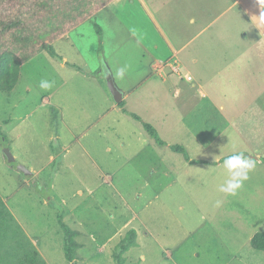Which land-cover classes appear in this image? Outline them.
Returning a JSON list of instances; mask_svg holds the SVG:
<instances>
[{
  "label": "rangeland",
  "instance_id": "rangeland-1",
  "mask_svg": "<svg viewBox=\"0 0 264 264\" xmlns=\"http://www.w3.org/2000/svg\"><path fill=\"white\" fill-rule=\"evenodd\" d=\"M51 1V11L26 18L25 31L32 33L30 45L49 36L65 62L41 50L23 65L12 91L0 90V196L14 218L0 233V264H26L30 254L40 258L37 264H117L118 245L131 228L138 233L125 264H264V250L251 244L264 230V31L257 25L264 23L263 3L255 20L243 16L233 38L225 24L232 27L227 19L234 10L189 46L244 49L237 60L217 50L201 58L204 81L212 75L204 97L176 74L164 81L166 70L154 66V45L162 44L145 27L139 3L97 12L111 0ZM9 9L0 0V18ZM208 13L203 6L198 20ZM1 36L0 50L22 46L11 32ZM100 73L102 83L93 79ZM111 76L118 88L135 90L126 108L168 145L127 112H107L116 103ZM42 80L53 86L41 89ZM170 145L184 146L191 160ZM237 152L255 167L231 196L218 188L228 179L224 159ZM20 164L34 174L22 173ZM62 215L78 231L74 263L65 254Z\"/></svg>",
  "mask_w": 264,
  "mask_h": 264
},
{
  "label": "crops",
  "instance_id": "crops-1",
  "mask_svg": "<svg viewBox=\"0 0 264 264\" xmlns=\"http://www.w3.org/2000/svg\"><path fill=\"white\" fill-rule=\"evenodd\" d=\"M136 3H139L141 7H144V19L146 21L145 27L146 25H149L150 27L152 26L155 30L158 42L162 44L161 47H159L158 44L154 45V48L156 49L155 55L158 53V57H155L154 66L158 67L161 71L166 70L163 75L164 81L172 79V77H174L173 74H176L177 77H179V82H186L191 89H194L192 86L198 85L202 96L207 97L209 95L205 90V84L211 79L212 75L210 73L209 79L206 82L204 81L207 70L204 68L206 65L204 67H199L198 65L201 58L208 56L211 50H217L222 54H232L235 56L239 53H243L244 49L237 46L227 45L219 48H207L205 46L196 48L193 46L192 49H190L189 46H191L193 42L196 41V39L200 37V35H202L219 17L230 13L232 10L235 11V14L227 19L232 27L225 24V29L231 33V37L233 38L238 34L239 23H242L241 20L243 16L246 14L252 21L253 19L255 20L254 14L255 16H258L255 13V9L261 11L263 2L262 0H111L110 2H107L100 11L108 6L120 8L121 6ZM221 5H223V7ZM203 6L209 7L212 13L205 14L204 18L199 21L198 19ZM205 10L208 9L206 8ZM213 14H217L216 17L210 20L209 24L202 26ZM185 20L188 24L182 25ZM193 20L194 22H190ZM257 25H259L264 31V23L263 25L257 23ZM261 28L259 29L258 27L257 30H261ZM245 35L248 36V33L246 32ZM140 42L143 44L142 41ZM209 59L212 60L211 57H207V60ZM237 59H239V57L235 56V60ZM63 62H65V59ZM107 70L112 71L109 63L107 65ZM194 72L197 73L198 77ZM79 73L83 72L80 71ZM113 77L115 79V76ZM101 78L102 73L94 76L93 79H99L101 82ZM142 83L143 80L138 82V85ZM119 89L123 93L124 102L127 99H130L135 93L134 89L129 91L120 87ZM195 91L198 92L197 88ZM181 93L182 88L180 87L176 90V95H180ZM116 108L125 111L124 108H126V104L124 107H120L116 101V103L111 105L107 112L109 113L111 109ZM129 111L139 114L135 110ZM51 157L54 159L53 155L50 156V158ZM53 159L51 158V160ZM35 172H38V170H35Z\"/></svg>",
  "mask_w": 264,
  "mask_h": 264
},
{
  "label": "trees",
  "instance_id": "trees-1",
  "mask_svg": "<svg viewBox=\"0 0 264 264\" xmlns=\"http://www.w3.org/2000/svg\"><path fill=\"white\" fill-rule=\"evenodd\" d=\"M3 2L6 7L10 8L9 10L12 13L8 14L7 18L5 19L0 18V36H4L5 33L11 32L13 36L15 35L16 38H20V42H22V46L19 47V50L12 48H4L0 50V90L12 91L21 77L23 65L41 50H47L51 55L61 57L62 60L64 58L57 53L54 45L50 41H48L49 36H47L46 39L39 37L37 40V42H39L37 44L38 47H35V44L37 43L36 41H34V44L30 45V38L32 37V33L25 31V29L28 28L27 22L25 23L26 18L37 12L51 11L54 5L51 0H3ZM99 11L100 10H98L97 12ZM96 27L98 28L99 32L102 33V27L99 24H96ZM62 34H64V37L67 36V30L62 31ZM68 64L72 67H75L76 69H79L81 71L83 70L81 66L77 64H72L70 62H68ZM118 104L121 107L125 106L124 100H122ZM124 110L135 119L141 121L147 132L155 139V141L159 145H168V142L162 139L157 128L153 124L146 122L139 114L135 112L129 111L126 108H124ZM170 147L172 148V150L184 153L186 159L191 160L184 146L170 145ZM262 160L264 162V158H262ZM13 221L14 218L12 213L8 210L5 201L0 196V233H2V231L6 232ZM59 222L66 233V257L70 262L74 263L76 260V248L78 247V242L76 240L78 231L72 229L64 221L63 215L59 216ZM137 233L138 231L136 228H131L127 232L126 236L120 241L115 253L117 264H125L126 257L124 255L133 246L136 245ZM251 244L255 249L264 250V230L257 231L253 234L251 238ZM39 261L40 258H38L36 255L30 254V256H28L26 264H37ZM42 264L46 263L42 261Z\"/></svg>",
  "mask_w": 264,
  "mask_h": 264
},
{
  "label": "clouds",
  "instance_id": "clouds-1",
  "mask_svg": "<svg viewBox=\"0 0 264 264\" xmlns=\"http://www.w3.org/2000/svg\"><path fill=\"white\" fill-rule=\"evenodd\" d=\"M261 20L264 21V16L261 17ZM190 22H194V20ZM124 73L125 69L121 68L118 70L117 74L122 78ZM39 86L41 89L47 90L53 85L52 82L42 80ZM223 167L228 173V179L219 186L218 191L226 195L235 196L238 190L243 187L244 182L249 179V172L255 165L253 161L242 152H237L224 159ZM219 204L220 201H217V206H219Z\"/></svg>",
  "mask_w": 264,
  "mask_h": 264
},
{
  "label": "water",
  "instance_id": "water-1",
  "mask_svg": "<svg viewBox=\"0 0 264 264\" xmlns=\"http://www.w3.org/2000/svg\"><path fill=\"white\" fill-rule=\"evenodd\" d=\"M109 87L113 93L114 99L119 103L123 100V93L122 91L118 88V86L116 85L114 79L112 77H109ZM4 152L6 154V156L9 158V161L13 162L16 160V156L12 153L11 148L6 147L4 149ZM19 170L26 174V175H32L34 174V171H32L31 169H29L28 167H26L23 164L19 165Z\"/></svg>",
  "mask_w": 264,
  "mask_h": 264
}]
</instances>
